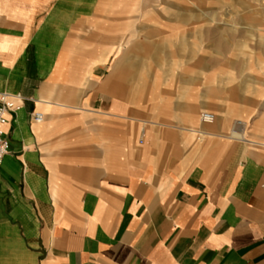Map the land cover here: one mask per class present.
<instances>
[{
  "label": "crops",
  "instance_id": "0c3cea01",
  "mask_svg": "<svg viewBox=\"0 0 264 264\" xmlns=\"http://www.w3.org/2000/svg\"><path fill=\"white\" fill-rule=\"evenodd\" d=\"M206 1L0 0V264H264V0Z\"/></svg>",
  "mask_w": 264,
  "mask_h": 264
},
{
  "label": "rangeland",
  "instance_id": "374dc122",
  "mask_svg": "<svg viewBox=\"0 0 264 264\" xmlns=\"http://www.w3.org/2000/svg\"><path fill=\"white\" fill-rule=\"evenodd\" d=\"M135 3H138L137 5H148L149 7H167V8H174V7H180V6H185V7H205L207 5V1L206 0H134ZM194 2V3H193ZM211 4V2H210ZM170 17H172V15H170ZM199 22H205V18L206 15L204 14H198L197 15ZM263 20H264V15H263ZM264 29V28H263ZM262 36H264V30L262 31ZM248 37H251L252 39L254 38V36L249 35ZM260 38V37H259ZM261 49H262V56L260 57L262 59L261 63H258V67L259 70L258 72L260 74H264V37L261 38ZM254 47H246L245 49L247 51L252 50ZM253 52V51H252ZM252 60V59H251ZM217 63H215L214 65H216ZM243 63H238V62H232L230 63V68H232V72H230V74H241V71H239L238 66L242 65ZM243 66V65H242ZM253 66V64H252ZM215 76H219L221 75V72L214 73ZM243 74V73H242ZM215 81H219V78H215ZM231 81L235 82L237 80L234 81V79H231ZM264 85V84H263Z\"/></svg>",
  "mask_w": 264,
  "mask_h": 264
},
{
  "label": "built area",
  "instance_id": "2783aa9c",
  "mask_svg": "<svg viewBox=\"0 0 264 264\" xmlns=\"http://www.w3.org/2000/svg\"><path fill=\"white\" fill-rule=\"evenodd\" d=\"M13 107L14 102L12 97L5 92H0V164L9 148L8 141L4 136L3 125L6 122L7 113L11 111ZM34 118L40 121L42 119V114L35 113ZM199 118L202 122L210 123L214 120V115L211 112L203 111L200 113Z\"/></svg>",
  "mask_w": 264,
  "mask_h": 264
}]
</instances>
